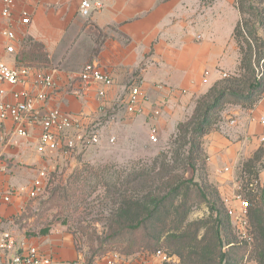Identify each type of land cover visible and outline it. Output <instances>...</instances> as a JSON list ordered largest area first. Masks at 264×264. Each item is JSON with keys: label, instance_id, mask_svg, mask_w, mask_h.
I'll return each mask as SVG.
<instances>
[{"label": "crops", "instance_id": "obj_1", "mask_svg": "<svg viewBox=\"0 0 264 264\" xmlns=\"http://www.w3.org/2000/svg\"><path fill=\"white\" fill-rule=\"evenodd\" d=\"M14 1L11 17L4 18L0 0V31L16 36L9 40L0 35V62L9 66L30 63L53 76L55 90L37 110L42 114L59 109L68 114L81 130H72L70 137L86 130L88 135L76 148H104L109 140L119 138L121 131L129 137L138 132L144 143H148L153 128L158 139L174 134L178 124L191 116L196 99L224 74L236 73L240 65L239 47L233 37L241 17L238 0H87L91 6L88 16L80 11L86 0ZM23 12L29 14V24L22 23ZM37 45L42 47L46 61L36 57ZM9 46L15 53L7 52ZM92 62L113 81L105 88L103 101L97 88L75 92L79 83L74 78ZM136 83H141L148 101L142 113L129 114L128 92ZM0 88L9 93L13 90L5 84ZM26 88L33 95L38 92L32 79ZM102 104L103 111L98 114ZM155 110L160 111L159 116H154ZM262 117L264 94L253 108L228 107L218 130L203 139L209 179L222 198H234L240 184L237 168L257 152H264L260 142L264 135L259 122ZM231 119L236 123L232 125ZM96 122H100L96 132L99 142L90 144L88 136ZM13 130L11 120L0 122V198L10 196V202L0 206V236L8 232L28 241L51 264H88L66 226L51 227L48 234L40 235L41 229L36 231L28 210L33 200L15 191L29 185L40 170L60 168L76 148L40 154L36 149L42 131L39 124H27L25 138L12 135ZM261 180L264 182V171ZM122 256L117 264H165L155 253ZM107 261L106 255L90 264ZM10 263V257L0 250V264Z\"/></svg>", "mask_w": 264, "mask_h": 264}, {"label": "trees", "instance_id": "obj_2", "mask_svg": "<svg viewBox=\"0 0 264 264\" xmlns=\"http://www.w3.org/2000/svg\"><path fill=\"white\" fill-rule=\"evenodd\" d=\"M237 8L241 17L233 37L240 53L238 72L217 81L196 99L191 116L178 124L166 150L150 161L133 164L115 183L119 188L109 211L106 234L112 243H126L121 248L122 255L165 249L171 258L165 264L237 263L236 257L245 242L238 236L219 190L210 182L205 184L186 177L189 168L196 172L195 155L205 156L203 139L218 130L223 112L230 106L253 108L264 94V0H238ZM246 15L250 19H245ZM34 48L36 57L46 61L42 47ZM253 158L240 165L239 178L249 206L255 258L258 264H264V186L258 194L253 186H248L250 181L244 185ZM246 186L249 189L244 192ZM198 199L209 203L210 215L188 222L193 203ZM49 231L50 227H45L39 234L46 235Z\"/></svg>", "mask_w": 264, "mask_h": 264}, {"label": "rangeland", "instance_id": "obj_3", "mask_svg": "<svg viewBox=\"0 0 264 264\" xmlns=\"http://www.w3.org/2000/svg\"><path fill=\"white\" fill-rule=\"evenodd\" d=\"M245 19H250V16L246 15ZM236 73L227 75V77ZM99 123L94 124L96 126L91 130L92 133H96L100 128ZM219 126L220 123L218 128ZM175 133L162 136L155 142L149 138L148 143H144L138 132L129 137L125 131H121L120 137L109 140L104 148H99L97 145L91 148L90 146H83L82 149L81 147L76 148L60 168L47 171L48 180L44 194L33 200L32 205L28 207L29 215L34 219L36 231L45 227L66 226L75 236L79 248L84 251L87 262L103 258L112 252L122 255L121 248L126 243L120 245L112 243L106 234L109 226V211L119 188V184L115 187V183L123 172L130 170L133 164L139 161H150L166 150ZM195 158H197L196 172L189 168L186 177H194L196 181L205 184L210 182L214 187L209 179L208 168L205 166L207 164L206 155L201 156L197 153ZM249 164L250 174L247 173L244 176L246 178H244V185L252 181L251 184L248 183V186H253L254 192L261 194L264 186L261 180V174L264 171L263 152L255 159L253 158ZM239 168L236 170V176L243 188V181L239 178L242 172ZM178 170L181 171L182 167ZM256 180L259 182L256 183ZM246 187L244 192L249 189ZM209 192L207 193L211 194ZM209 197L212 198L211 195ZM194 202L188 222L208 218L209 203L202 199ZM244 242L241 253L236 257V264H258L254 244ZM175 260L178 262L177 259Z\"/></svg>", "mask_w": 264, "mask_h": 264}, {"label": "built area", "instance_id": "obj_4", "mask_svg": "<svg viewBox=\"0 0 264 264\" xmlns=\"http://www.w3.org/2000/svg\"><path fill=\"white\" fill-rule=\"evenodd\" d=\"M4 9L2 16L10 18L12 15L14 0H3ZM90 3L84 1L80 11L84 16L90 14ZM22 23L29 24L30 17L27 12L22 13ZM0 35L15 40L16 36L13 32L2 30ZM7 52L15 53L12 46L7 47ZM224 77H227L224 74ZM32 79V85L38 90L36 94H32L26 87ZM79 83V90H75L77 94L90 89L97 88L98 98L103 101L106 96L105 88L113 85L112 79L104 73L99 64L92 62L86 64L79 74L74 78ZM0 84L10 86L13 90L9 93L5 88H0V122L11 120L14 123L13 134L18 138L28 136L26 130L27 124L36 123L41 126V133L37 142V152L44 154L48 151H70L76 148L77 142H82L88 135L87 131L80 132L79 135L70 137V132L74 129L80 130L79 125L68 114L59 109H49L44 113L38 111V106L45 105L49 99V94L55 90L56 83L51 74L41 67H33L26 65L9 66L0 62ZM11 100H8V96ZM148 101L146 93L143 91L141 83L131 86L128 92L126 102V110L129 114H138L143 112L144 104ZM103 104L98 109V114L103 111ZM154 116H159L160 111L155 110ZM260 124L264 127V117L260 118ZM232 125L236 120L231 119ZM151 141H157V131L155 128L149 136ZM90 144H97L99 136L92 133L88 136ZM260 142L264 144V135L260 137ZM225 171H229L226 169ZM48 180V172L44 169L40 170L36 178L26 186L19 187L15 191L19 194L25 193L31 200L41 197L45 190ZM13 193V192H11ZM10 193V194H11ZM10 202V196L0 198V206L3 203ZM227 213L231 218L238 236L241 240L252 242L251 225L249 221L248 202L241 191V183L234 198H223ZM0 250H3L10 257V264H51V260L41 257L37 247L31 245L26 240H18L12 234L5 232L0 236ZM163 262H170L171 258L163 251L155 253ZM108 264H117L122 259V255L112 252L107 255Z\"/></svg>", "mask_w": 264, "mask_h": 264}]
</instances>
